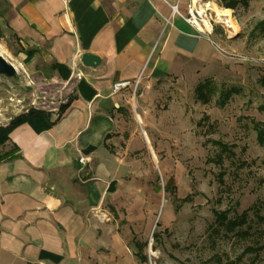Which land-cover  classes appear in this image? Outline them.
Returning a JSON list of instances; mask_svg holds the SVG:
<instances>
[{
	"label": "crops",
	"instance_id": "crops-1",
	"mask_svg": "<svg viewBox=\"0 0 264 264\" xmlns=\"http://www.w3.org/2000/svg\"><path fill=\"white\" fill-rule=\"evenodd\" d=\"M186 2L0 0V31L44 46L69 95L48 114L51 126L22 123L8 133L18 156L0 162V264H138L106 209L108 200L122 203L115 193L129 119L147 122L155 81L200 78L219 61L215 38L172 13L176 5L184 14ZM83 54L100 64L83 67ZM137 78L140 95L132 87L112 92L113 83Z\"/></svg>",
	"mask_w": 264,
	"mask_h": 264
},
{
	"label": "rangeland",
	"instance_id": "rangeland-1",
	"mask_svg": "<svg viewBox=\"0 0 264 264\" xmlns=\"http://www.w3.org/2000/svg\"><path fill=\"white\" fill-rule=\"evenodd\" d=\"M210 1L213 9L223 8L219 0ZM230 10L237 29L216 26L210 35L219 50L214 70L195 79L155 81L148 88L147 122L129 119L127 151L126 137L121 141V190L115 197L122 203L114 207L108 200L106 209L115 218L122 250L138 264L233 259L249 240L211 233L213 212L228 210L232 216L258 206L264 218V145L253 127L264 123V34L258 27L264 0H248L246 7ZM0 55L17 67L13 77L0 75L2 153L12 148L3 138L13 121L33 111L56 115L69 95L55 80L44 46H30L0 31ZM215 141L227 144L235 156L214 163ZM259 227L263 230L264 222ZM137 252L147 261H137ZM258 264H264V250Z\"/></svg>",
	"mask_w": 264,
	"mask_h": 264
},
{
	"label": "trees",
	"instance_id": "trees-1",
	"mask_svg": "<svg viewBox=\"0 0 264 264\" xmlns=\"http://www.w3.org/2000/svg\"><path fill=\"white\" fill-rule=\"evenodd\" d=\"M221 5L227 9H235L237 6L246 7L248 5V0H219ZM259 29L264 34V19L259 23ZM202 84L198 86V92L201 94ZM228 94H224V98L227 97ZM202 96V95H201ZM224 103V102H223ZM221 102V104H223ZM65 106H60V110H62ZM264 111V106L260 108ZM28 123L34 128V130L39 131L40 129H45L53 124L49 120V115L42 111H33L26 115L19 117L17 120L13 121L9 125L8 132L15 126ZM254 131L256 132V139L261 144L264 145V123L256 122L253 124ZM4 140H8V136L6 135L3 138ZM214 145L218 147L216 154L212 158V161L216 164L222 165L224 159H231L235 156L234 152L231 148L222 142L215 141ZM17 152V148L12 146L8 151H4L0 153V162L11 159L13 157H17L15 154ZM222 173L220 174V179L222 177ZM264 205V204H263ZM250 212L256 217L257 222L251 218ZM229 211H214V228L212 227L211 233L218 235L219 233H223L225 235L233 234L238 237H242L248 241V245H246L242 251L233 259L226 258L223 260L221 257L216 256L214 259L217 264H258L259 256L261 252L264 250V229L262 230L259 227V224L264 222L263 216L259 215L260 209L258 206H252L240 214H233L229 216ZM139 246V245H138ZM136 257L140 262H146L147 258L136 253Z\"/></svg>",
	"mask_w": 264,
	"mask_h": 264
},
{
	"label": "built area",
	"instance_id": "built-area-1",
	"mask_svg": "<svg viewBox=\"0 0 264 264\" xmlns=\"http://www.w3.org/2000/svg\"><path fill=\"white\" fill-rule=\"evenodd\" d=\"M62 3L67 6L70 0H61ZM171 11L173 14L181 17L186 24L194 28L201 36H210L214 27H221L224 31H229L230 26L228 22V16H220L212 8L210 0H187L185 4V13H181L177 6H172ZM113 50L109 52V55ZM139 83V78L134 82L121 81L112 84V92H118L120 90L132 87L133 93H135ZM80 162L83 158L79 159Z\"/></svg>",
	"mask_w": 264,
	"mask_h": 264
},
{
	"label": "water",
	"instance_id": "water-1",
	"mask_svg": "<svg viewBox=\"0 0 264 264\" xmlns=\"http://www.w3.org/2000/svg\"><path fill=\"white\" fill-rule=\"evenodd\" d=\"M100 58L92 54H83L80 58V63L86 68H96L100 64ZM15 74V67L7 62L0 55V75L4 77H13Z\"/></svg>",
	"mask_w": 264,
	"mask_h": 264
},
{
	"label": "bare ground",
	"instance_id": "bare-ground-1",
	"mask_svg": "<svg viewBox=\"0 0 264 264\" xmlns=\"http://www.w3.org/2000/svg\"><path fill=\"white\" fill-rule=\"evenodd\" d=\"M214 10L220 16H228L227 18H228V22H229L230 28H232L234 30L237 29V24H236V21H235L233 15H232V10L224 8V7L223 8L215 7ZM14 67H15V70H17V67L15 65H14Z\"/></svg>",
	"mask_w": 264,
	"mask_h": 264
}]
</instances>
